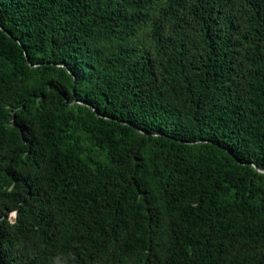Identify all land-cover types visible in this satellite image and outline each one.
Returning a JSON list of instances; mask_svg holds the SVG:
<instances>
[{
	"label": "trees",
	"instance_id": "1",
	"mask_svg": "<svg viewBox=\"0 0 264 264\" xmlns=\"http://www.w3.org/2000/svg\"><path fill=\"white\" fill-rule=\"evenodd\" d=\"M0 25V264H264V0H0Z\"/></svg>",
	"mask_w": 264,
	"mask_h": 264
},
{
	"label": "clouds",
	"instance_id": "2",
	"mask_svg": "<svg viewBox=\"0 0 264 264\" xmlns=\"http://www.w3.org/2000/svg\"><path fill=\"white\" fill-rule=\"evenodd\" d=\"M19 213L17 210H12L8 213V223L9 225H14L16 222V218L18 217ZM52 264H67L66 260H61L59 256L53 259Z\"/></svg>",
	"mask_w": 264,
	"mask_h": 264
},
{
	"label": "water",
	"instance_id": "3",
	"mask_svg": "<svg viewBox=\"0 0 264 264\" xmlns=\"http://www.w3.org/2000/svg\"><path fill=\"white\" fill-rule=\"evenodd\" d=\"M0 28L9 34V32H8L4 27H2L1 25H0ZM25 56H26V58H27V60H28V55H27L26 52H25ZM62 65H65V63H62ZM68 70H69V69H68ZM89 106H90V105H89ZM91 107H92V106H91ZM92 108H93V107H92ZM93 109H94V111H95L97 114H99L97 109H95V108H93ZM254 166H255L259 171H264L263 168H260V167H258V166L255 165V164H254Z\"/></svg>",
	"mask_w": 264,
	"mask_h": 264
}]
</instances>
